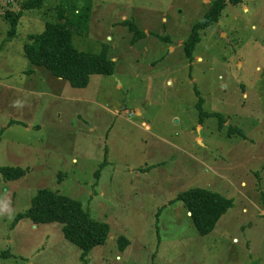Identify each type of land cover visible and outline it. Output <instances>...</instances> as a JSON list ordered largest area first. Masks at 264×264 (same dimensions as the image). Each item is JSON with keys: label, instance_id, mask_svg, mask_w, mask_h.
I'll list each match as a JSON object with an SVG mask.
<instances>
[{"label": "rangeland", "instance_id": "1", "mask_svg": "<svg viewBox=\"0 0 264 264\" xmlns=\"http://www.w3.org/2000/svg\"><path fill=\"white\" fill-rule=\"evenodd\" d=\"M71 1L87 17L75 50L114 64L84 89L23 53ZM213 1L43 0L11 38L0 17V168L24 172L0 174V264H264V0L227 5L188 60L183 43ZM124 21L145 37L132 42ZM198 188L231 201L204 236L178 199ZM40 190L108 226L86 263L60 224L15 223Z\"/></svg>", "mask_w": 264, "mask_h": 264}, {"label": "trees", "instance_id": "2", "mask_svg": "<svg viewBox=\"0 0 264 264\" xmlns=\"http://www.w3.org/2000/svg\"><path fill=\"white\" fill-rule=\"evenodd\" d=\"M242 2L243 0H214L211 3L208 11L192 27L190 35L183 43V51L188 60L192 59L195 45L199 41V33L217 23L227 5L237 6ZM21 7L23 11L38 10L43 7V0H24ZM77 9L75 2L71 1L64 8L51 10L55 13L52 16L53 20L45 22L41 34L27 36L23 53L33 67L46 69L53 77L66 81L74 89H84L91 75H112L114 64L105 50L100 54L81 53L75 50L72 35L81 33L80 29L87 21V17L80 14ZM23 11L5 12L3 19L7 20L10 26L8 37L15 36ZM75 14L79 18L73 20L72 15ZM122 25L133 34L132 42L145 37L133 23L124 21ZM196 108L199 110L200 121L211 115L202 111L201 100L198 101ZM221 120L219 116V128ZM0 174L4 181H10L21 178L24 172L20 169L0 168ZM178 199L183 203L201 236L209 234L220 217L231 207L229 199L207 189H190L183 192ZM22 219H27L34 225L60 224L63 237L80 250V259L84 263L92 249L106 243L109 234L108 226L91 219L79 202L50 190L38 191L31 199L30 207L15 217V223Z\"/></svg>", "mask_w": 264, "mask_h": 264}, {"label": "crops", "instance_id": "3", "mask_svg": "<svg viewBox=\"0 0 264 264\" xmlns=\"http://www.w3.org/2000/svg\"><path fill=\"white\" fill-rule=\"evenodd\" d=\"M17 2L19 3V1H17V0H14L13 3L11 2V0H9L6 3V5H5V3L2 2L1 10H0V17L3 18L4 14L7 10L13 11L15 13L22 12V7L19 5L20 3L18 4ZM60 81H62V80H60ZM167 84H170V82L168 81ZM135 115L140 116V114L136 111H135ZM142 126H143V129L146 131L149 130V128H150L149 124H147L146 122H143Z\"/></svg>", "mask_w": 264, "mask_h": 264}]
</instances>
